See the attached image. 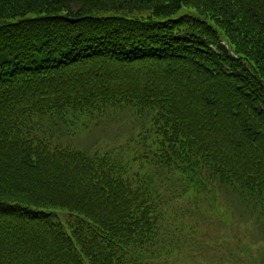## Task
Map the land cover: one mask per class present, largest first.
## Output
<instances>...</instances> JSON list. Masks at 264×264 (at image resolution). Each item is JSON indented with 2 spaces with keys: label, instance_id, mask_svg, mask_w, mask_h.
Listing matches in <instances>:
<instances>
[{
  "label": "trees",
  "instance_id": "16d2710c",
  "mask_svg": "<svg viewBox=\"0 0 264 264\" xmlns=\"http://www.w3.org/2000/svg\"><path fill=\"white\" fill-rule=\"evenodd\" d=\"M204 216L264 264V0H0V264H194Z\"/></svg>",
  "mask_w": 264,
  "mask_h": 264
},
{
  "label": "rangeland",
  "instance_id": "374dc122",
  "mask_svg": "<svg viewBox=\"0 0 264 264\" xmlns=\"http://www.w3.org/2000/svg\"><path fill=\"white\" fill-rule=\"evenodd\" d=\"M99 119L92 124L90 130L79 133V136L77 137H71L64 126L61 128H54V132L52 133L55 136V141L58 143L61 142L63 145L75 146V148L78 149L89 150H94V148L97 147L101 148V150H107L115 145H124L126 147L130 145L131 141L134 140L139 132L146 129L149 120L146 115L137 116L131 110L122 112L114 109L109 110L105 116ZM46 128L47 126L45 129ZM235 197V193H230V196L227 198L234 204H230L233 208L230 210V216L240 214L244 211V209L239 207V203ZM236 206L239 208H236ZM221 211L228 216L227 210L221 209ZM247 212L248 211H246V214H248ZM204 217H202L203 225L201 230L207 231L208 240L203 241L202 245L199 243L201 246L200 253H202V255L195 258L194 264H216L214 262L215 257L222 254V252H226L225 256L229 255L231 257V250L234 249L235 245H242L243 250H248L250 246L248 241L242 242L239 241L238 238H235L226 239V242H223L224 239L216 237L220 235L221 228H223L222 235H226L229 227L222 220L215 219L213 224L210 222L209 217ZM205 224H207L206 227ZM203 235H206V233L203 232ZM183 259L184 258L180 260L182 264H189L188 260Z\"/></svg>",
  "mask_w": 264,
  "mask_h": 264
},
{
  "label": "bare ground",
  "instance_id": "6f19581e",
  "mask_svg": "<svg viewBox=\"0 0 264 264\" xmlns=\"http://www.w3.org/2000/svg\"><path fill=\"white\" fill-rule=\"evenodd\" d=\"M19 72L23 73L27 78L30 77V74L26 70L20 69Z\"/></svg>",
  "mask_w": 264,
  "mask_h": 264
}]
</instances>
